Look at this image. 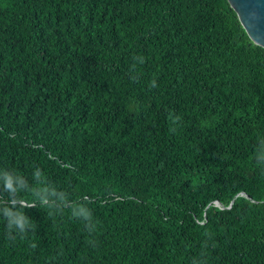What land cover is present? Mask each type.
I'll return each instance as SVG.
<instances>
[{
    "label": "trees",
    "instance_id": "1",
    "mask_svg": "<svg viewBox=\"0 0 264 264\" xmlns=\"http://www.w3.org/2000/svg\"><path fill=\"white\" fill-rule=\"evenodd\" d=\"M260 135L264 49L227 0H0V168L99 224L36 204L0 264H264Z\"/></svg>",
    "mask_w": 264,
    "mask_h": 264
},
{
    "label": "clouds",
    "instance_id": "2",
    "mask_svg": "<svg viewBox=\"0 0 264 264\" xmlns=\"http://www.w3.org/2000/svg\"><path fill=\"white\" fill-rule=\"evenodd\" d=\"M139 64L144 63V57L138 56L133 58ZM133 69L135 64H133ZM135 82L138 77H132ZM150 86L155 88V79L150 81ZM176 124H179L181 117L173 115ZM173 131H176L173 128ZM253 160L256 165L264 169V135L257 137L256 144L253 148ZM32 181L38 187H34L29 180L13 170L8 168H0V219L5 222V238L14 243L18 239L25 240L29 238L30 233L36 230V224L25 214V209L40 207L47 210L49 218L62 216L65 210H69L71 219L79 221L83 224V229L87 233L89 239L87 243L90 246H96V232L98 231V221L93 217L92 209L88 203L82 200L70 199V193L67 190L60 189L48 181L41 169L36 168L32 173ZM21 193L29 194L33 197V202L23 199ZM37 245L32 243L31 247ZM207 248L208 245L205 244ZM192 264H207L206 258L201 254L194 257Z\"/></svg>",
    "mask_w": 264,
    "mask_h": 264
},
{
    "label": "water",
    "instance_id": "3",
    "mask_svg": "<svg viewBox=\"0 0 264 264\" xmlns=\"http://www.w3.org/2000/svg\"><path fill=\"white\" fill-rule=\"evenodd\" d=\"M253 45L264 49V0H227ZM240 195L246 196L244 193ZM215 202V205H218ZM233 205L231 201L228 209Z\"/></svg>",
    "mask_w": 264,
    "mask_h": 264
}]
</instances>
